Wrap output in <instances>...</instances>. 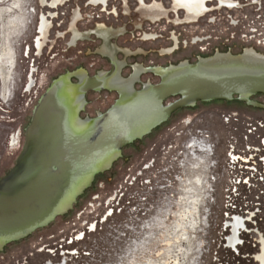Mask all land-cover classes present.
<instances>
[{"label": "rangeland", "instance_id": "1", "mask_svg": "<svg viewBox=\"0 0 264 264\" xmlns=\"http://www.w3.org/2000/svg\"><path fill=\"white\" fill-rule=\"evenodd\" d=\"M30 4L37 10V0ZM205 6L204 16L187 21L173 0H64L58 10L47 8L56 14L50 25L63 37L53 39V52L62 49L64 77L80 71L92 77L107 72L112 62L123 79L135 67L194 63L216 52L253 50L264 56V46L248 34L253 26L264 36V0H206ZM146 83L155 85L158 79L143 74L134 89ZM116 100L113 92L89 91L79 117L104 114ZM22 117L21 146L31 110ZM263 136V96L180 109L124 146L65 214L5 245L0 264H260ZM193 142L197 149L190 148ZM0 150L7 165L0 169L1 179L21 150ZM234 218L243 227L233 248L228 239Z\"/></svg>", "mask_w": 264, "mask_h": 264}, {"label": "water", "instance_id": "2", "mask_svg": "<svg viewBox=\"0 0 264 264\" xmlns=\"http://www.w3.org/2000/svg\"><path fill=\"white\" fill-rule=\"evenodd\" d=\"M242 56L244 52L216 53L194 63L183 62L159 68L158 72L152 69L149 72L157 77V84H143L137 91L135 80L128 93L110 89L118 93L117 100L93 119L79 117L85 94L95 90L92 83L99 86L97 91L108 89L98 77H111L112 72L92 78L86 75L82 83L73 74L54 83L34 110L15 165L0 179V250L65 214L94 177L110 168L124 146L147 135L174 112L197 103L233 100L248 103L254 96L264 97V67L242 65L239 59ZM73 76L77 77V84L70 82ZM64 86L82 96L81 107L74 117L80 125L77 130L71 126L62 105L60 94ZM174 97L177 99L164 105ZM123 108L136 115L120 122L116 119L117 112ZM142 122L141 129L132 128ZM89 135L93 137L87 141ZM108 151L117 157L107 168L86 170L84 164L91 156L94 159ZM82 179L86 182L80 189L72 187ZM68 199L69 204L61 206Z\"/></svg>", "mask_w": 264, "mask_h": 264}, {"label": "flooded vegetation", "instance_id": "3", "mask_svg": "<svg viewBox=\"0 0 264 264\" xmlns=\"http://www.w3.org/2000/svg\"><path fill=\"white\" fill-rule=\"evenodd\" d=\"M30 1L0 0V146L5 148L17 147L21 151L25 144V132L31 122L35 108L53 84L64 77L62 49L61 52H53L54 47L57 46L56 41L63 38L62 32H57L58 26L50 25V19H54L56 14L53 12L47 13V8L58 10L63 7L64 0H43L41 3L37 0V10L30 4ZM91 1L104 3V0ZM179 1L183 4H179ZM205 1L173 0V3L175 8L182 9L185 12L187 21H193L207 13L205 11ZM226 7L232 8L233 6L228 3ZM34 14L35 19L31 23L30 21ZM116 14V10L110 13V15ZM54 38L56 41H53ZM101 51L106 54V47L104 46ZM199 59L200 57L197 58V60ZM140 69L144 71L138 72ZM152 69H155V67H135L131 76L133 77L138 72L135 84L139 83V78L143 74H150L155 77L153 73L149 72ZM116 71L120 76L119 66L111 62L110 69L107 72L100 73L107 74L112 72L111 76H113ZM100 73L92 77H97ZM73 78L77 79L76 76H73ZM105 91L115 93L118 98L116 91L110 89ZM28 110H31V117L28 125L23 130L24 143L21 146V118H23L22 113L28 112ZM13 137H16V139ZM2 162L3 158L0 155V169H4L7 166ZM197 181L200 180L198 179ZM239 228L237 227V230ZM237 241L234 242L232 240L230 244L235 246ZM260 243L262 253L260 256H256V262L258 263L259 261L260 264H264V240L261 239Z\"/></svg>", "mask_w": 264, "mask_h": 264}, {"label": "bare ground", "instance_id": "4", "mask_svg": "<svg viewBox=\"0 0 264 264\" xmlns=\"http://www.w3.org/2000/svg\"><path fill=\"white\" fill-rule=\"evenodd\" d=\"M41 1H43V0H39V3H41ZM178 3L179 4H183L180 1ZM239 59H240V63L242 65L254 66V67H257V66L259 67L260 66L261 68L264 67V56L256 54L253 50H245L244 51V56H242ZM140 71H144V70L140 69L138 72H140ZM154 71L158 72L159 68L154 69ZM138 72H137L136 75H134L133 77L128 78L126 80L121 78L118 74L113 75L111 77L102 78V79L98 77V79L100 80L99 82H101L102 85L104 87H107L108 89H117L121 93H128V90L131 89V86H132L133 82L135 80H137ZM103 74L104 73H100V76L103 75ZM75 75L79 78L80 82L82 83V82H84V79H85L87 74H85V72H83V71H80V72L75 73ZM91 85H94V89L95 90H97L98 87H99L97 85V83L96 84L92 83ZM60 95L62 97V105L67 110L66 111V115H67L68 119L70 120L71 126L75 130L79 129L80 125L76 123L74 117H75V114H76L77 110L81 107V103H82L81 102L82 101L81 93L79 91L77 92L76 90L74 91V90H71L69 87L64 86L62 88V92H61ZM117 114H118V116L116 117V119L119 120L120 122L124 121L125 119L129 120L132 116L136 115V114H133L132 110L129 109V108L128 109H126V108L120 109L117 112ZM144 120H147V119H144ZM139 122H141V121H139ZM142 127H144L143 126V122H142L141 125L138 124V126L132 125V128H134V129H136V128L141 129ZM93 135H89L87 137L88 138L87 141H90L92 139ZM13 138L16 139V137H13ZM10 145H11V142H10ZM190 148H196L197 149L198 146L196 145V143L193 142ZM200 152L206 153L207 151L204 150V149H200ZM116 157H117L116 153H114L112 151H108V152H104L100 156H94V159H93V156H91L89 158V160L84 165H85V168H86L87 171H90L91 169L96 168V167L100 168V169H105V168H107L109 166V164ZM85 182H86V180L82 179V181H78L75 184H73L72 187L76 188V190L80 189L85 184ZM69 202H70V199L65 201L61 206L64 207L65 205H68ZM192 207H193V205H192ZM186 212H187V210H186ZM187 213H190V212L188 211ZM181 215H182L183 219L184 218L186 219L187 215L185 213H181ZM241 226H243V221L241 219H239V218H234L232 223L230 224V227L232 229V235L228 239V244L230 246H232L233 248H234V244L231 245L230 242L232 240L234 242L237 241V233H238L237 227H241ZM181 227H182V225H181ZM182 229H183V227H182ZM181 238L182 237L176 236L175 241H180ZM171 264H173V262H171Z\"/></svg>", "mask_w": 264, "mask_h": 264}, {"label": "built area", "instance_id": "5", "mask_svg": "<svg viewBox=\"0 0 264 264\" xmlns=\"http://www.w3.org/2000/svg\"><path fill=\"white\" fill-rule=\"evenodd\" d=\"M256 25V24H255ZM260 26H262V24H260ZM261 30H259L258 28H255L253 26H250V30H249V35L251 36V34L253 35L251 38H254L257 40V42L260 44V45H263L264 46V36L262 35V33L260 32ZM256 33H259V36L256 37ZM244 38H247V35L244 36ZM262 141L264 143V136L262 137Z\"/></svg>", "mask_w": 264, "mask_h": 264}, {"label": "snow or ice", "instance_id": "6", "mask_svg": "<svg viewBox=\"0 0 264 264\" xmlns=\"http://www.w3.org/2000/svg\"><path fill=\"white\" fill-rule=\"evenodd\" d=\"M25 54H26V53H25ZM108 214H109V215H111V213H110V212H109ZM93 230H94V226H93Z\"/></svg>", "mask_w": 264, "mask_h": 264}]
</instances>
